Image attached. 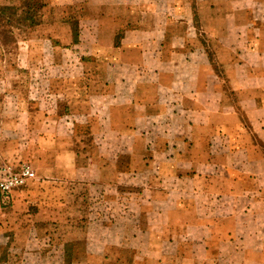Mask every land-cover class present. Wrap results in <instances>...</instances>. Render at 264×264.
Here are the masks:
<instances>
[{
    "label": "crops",
    "instance_id": "crops-1",
    "mask_svg": "<svg viewBox=\"0 0 264 264\" xmlns=\"http://www.w3.org/2000/svg\"><path fill=\"white\" fill-rule=\"evenodd\" d=\"M71 4L86 84L25 130L41 216L71 222L27 228L74 255L48 264H264V0Z\"/></svg>",
    "mask_w": 264,
    "mask_h": 264
},
{
    "label": "rangeland",
    "instance_id": "rangeland-1",
    "mask_svg": "<svg viewBox=\"0 0 264 264\" xmlns=\"http://www.w3.org/2000/svg\"><path fill=\"white\" fill-rule=\"evenodd\" d=\"M79 16L84 14L71 0H0V163H27L37 170L35 153L40 143L37 135H27L25 130L35 125L40 112H54L57 106L65 111L78 96L75 84H86L84 78H78L84 67L79 56L89 52L95 29ZM27 110L34 112L33 122H27ZM36 173V180L17 191L11 202L0 199V264L62 260L61 251L49 247V238L27 229L31 225L67 229L71 224L43 219L47 189ZM52 184L49 189L55 198L58 195L52 187L56 183ZM81 187L80 208L86 211L92 207L90 191ZM54 204L49 208L55 209ZM48 221L51 225L45 226Z\"/></svg>",
    "mask_w": 264,
    "mask_h": 264
},
{
    "label": "built area",
    "instance_id": "built-area-1",
    "mask_svg": "<svg viewBox=\"0 0 264 264\" xmlns=\"http://www.w3.org/2000/svg\"><path fill=\"white\" fill-rule=\"evenodd\" d=\"M37 173L27 163H0V199L6 204L11 202L17 191L33 183Z\"/></svg>",
    "mask_w": 264,
    "mask_h": 264
},
{
    "label": "trees",
    "instance_id": "trees-1",
    "mask_svg": "<svg viewBox=\"0 0 264 264\" xmlns=\"http://www.w3.org/2000/svg\"><path fill=\"white\" fill-rule=\"evenodd\" d=\"M62 253V260L64 259V260H68V261H70V260H72L73 259V253H72V251H64V252H61Z\"/></svg>",
    "mask_w": 264,
    "mask_h": 264
}]
</instances>
